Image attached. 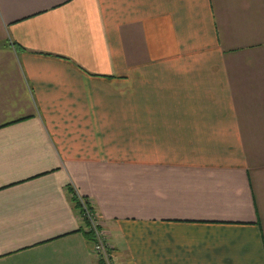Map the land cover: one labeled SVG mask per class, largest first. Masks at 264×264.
Segmentation results:
<instances>
[{"label":"crops","instance_id":"crops-1","mask_svg":"<svg viewBox=\"0 0 264 264\" xmlns=\"http://www.w3.org/2000/svg\"><path fill=\"white\" fill-rule=\"evenodd\" d=\"M264 264V0H0V264Z\"/></svg>","mask_w":264,"mask_h":264},{"label":"built area","instance_id":"built-area-1","mask_svg":"<svg viewBox=\"0 0 264 264\" xmlns=\"http://www.w3.org/2000/svg\"><path fill=\"white\" fill-rule=\"evenodd\" d=\"M84 214L89 221L88 229L93 233V253L97 260V263L114 264L111 257V247L105 240L103 232L99 228L94 212L85 208Z\"/></svg>","mask_w":264,"mask_h":264},{"label":"trees","instance_id":"trees-1","mask_svg":"<svg viewBox=\"0 0 264 264\" xmlns=\"http://www.w3.org/2000/svg\"><path fill=\"white\" fill-rule=\"evenodd\" d=\"M68 193L70 194L71 200L74 203L75 208L77 209L78 213L80 214L83 224H84V234L88 240H90L92 243L94 241L93 233L91 230L88 229L89 227V221L85 217V208L88 210H91L93 212V207L88 201V199L85 196H79L75 189L72 186L68 187ZM85 207V208H84Z\"/></svg>","mask_w":264,"mask_h":264},{"label":"rangeland","instance_id":"rangeland-1","mask_svg":"<svg viewBox=\"0 0 264 264\" xmlns=\"http://www.w3.org/2000/svg\"><path fill=\"white\" fill-rule=\"evenodd\" d=\"M94 212V211H93ZM100 228V227H99ZM101 230V229H100ZM102 231V230H101ZM104 235V234H103Z\"/></svg>","mask_w":264,"mask_h":264}]
</instances>
